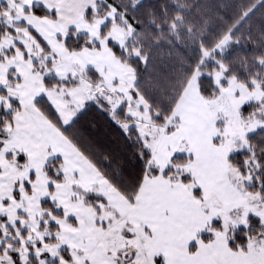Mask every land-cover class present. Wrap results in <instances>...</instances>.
<instances>
[{
	"label": "snow or ice",
	"instance_id": "1",
	"mask_svg": "<svg viewBox=\"0 0 264 264\" xmlns=\"http://www.w3.org/2000/svg\"><path fill=\"white\" fill-rule=\"evenodd\" d=\"M257 5L209 42L207 0H0V264H264ZM91 105L128 179L76 127Z\"/></svg>",
	"mask_w": 264,
	"mask_h": 264
},
{
	"label": "trees",
	"instance_id": "2",
	"mask_svg": "<svg viewBox=\"0 0 264 264\" xmlns=\"http://www.w3.org/2000/svg\"><path fill=\"white\" fill-rule=\"evenodd\" d=\"M173 2L174 0H142L144 7L140 9L137 15H141L147 7L158 10L161 5ZM207 3L210 6L208 14L204 17V20H207V24L205 25L204 20H201V25L205 29L207 41L210 42L214 36L226 29L233 22L238 5L257 3V0H207ZM262 13H264V9L257 5L255 14L252 17L254 24L260 22ZM247 47L251 49L252 45H248ZM198 49L199 40L195 44L188 41L186 44H178L173 50V56L179 55L186 62H194L200 56ZM164 50L167 51V48L165 47ZM243 54L241 49H232L230 50L228 59L233 60L237 55ZM248 54L251 55V52ZM76 127L83 134L85 144L91 141L94 144V149L101 153H107L112 148L113 142L119 141L124 152L113 161L109 170H115L117 165H120L125 170V179L129 178L127 173L131 171V168L127 161L131 156V149L125 142L119 128L108 119L107 115L99 111L94 105H91L86 115L81 118Z\"/></svg>",
	"mask_w": 264,
	"mask_h": 264
}]
</instances>
